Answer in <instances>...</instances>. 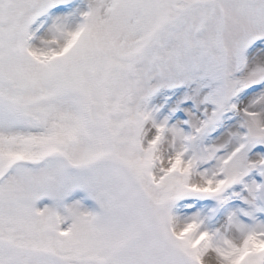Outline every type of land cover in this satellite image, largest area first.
<instances>
[{
	"label": "snow or ice",
	"instance_id": "6c2138e0",
	"mask_svg": "<svg viewBox=\"0 0 264 264\" xmlns=\"http://www.w3.org/2000/svg\"><path fill=\"white\" fill-rule=\"evenodd\" d=\"M0 264H264V0H0Z\"/></svg>",
	"mask_w": 264,
	"mask_h": 264
}]
</instances>
